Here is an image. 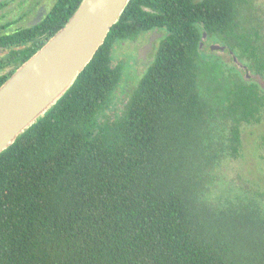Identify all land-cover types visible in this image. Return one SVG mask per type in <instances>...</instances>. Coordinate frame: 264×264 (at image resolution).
<instances>
[{
  "label": "trees",
  "instance_id": "trees-1",
  "mask_svg": "<svg viewBox=\"0 0 264 264\" xmlns=\"http://www.w3.org/2000/svg\"><path fill=\"white\" fill-rule=\"evenodd\" d=\"M80 1L55 2L13 71ZM257 12V0H129L70 88L0 153V264H264L259 193L214 190L242 127L262 119L264 90L245 77L264 78ZM152 31L151 59L99 125L121 80L113 45ZM204 32L231 61L202 50Z\"/></svg>",
  "mask_w": 264,
  "mask_h": 264
},
{
  "label": "water",
  "instance_id": "water-1",
  "mask_svg": "<svg viewBox=\"0 0 264 264\" xmlns=\"http://www.w3.org/2000/svg\"><path fill=\"white\" fill-rule=\"evenodd\" d=\"M128 1L81 0L66 23L0 85V153L35 125L70 88ZM161 36L152 31L147 43L139 48L138 58L146 61L154 40ZM210 48L224 51L225 46L213 44ZM261 78L257 80L264 87Z\"/></svg>",
  "mask_w": 264,
  "mask_h": 264
},
{
  "label": "rangeland",
  "instance_id": "rangeland-1",
  "mask_svg": "<svg viewBox=\"0 0 264 264\" xmlns=\"http://www.w3.org/2000/svg\"><path fill=\"white\" fill-rule=\"evenodd\" d=\"M264 4V0H258ZM152 32L142 33L133 39L115 42L110 53V64L118 67L121 80L110 99L98 116V124L108 126L121 108L122 98L136 82L145 65L151 59L153 48L146 55L147 60L138 58V50L144 46ZM159 37H156L154 43ZM203 48V45H202ZM226 61H231L227 52H218ZM239 66V64H237ZM240 67V66H239ZM241 68V67H240ZM250 74V72H248ZM247 79L250 75H246ZM258 77H256L257 79ZM264 81V78H261ZM258 82V80H257ZM264 83V82H263ZM259 86L264 90L260 84ZM218 181L215 183V194L224 199L229 196L238 202L245 196L250 197L259 193L257 198L264 209V109L259 123L244 125L241 129L240 152L236 158L221 159L220 170L217 172Z\"/></svg>",
  "mask_w": 264,
  "mask_h": 264
},
{
  "label": "flooded vegetation",
  "instance_id": "flooded-vegetation-1",
  "mask_svg": "<svg viewBox=\"0 0 264 264\" xmlns=\"http://www.w3.org/2000/svg\"><path fill=\"white\" fill-rule=\"evenodd\" d=\"M56 1L0 0V80L5 77L7 79L28 49L37 46L45 37V21L49 16H54L52 9ZM257 11V13H253L254 16H264V4L258 0ZM200 43H202L203 48L202 45L200 47L205 53L214 52L217 54L221 51L210 48L211 45L218 43L208 41L207 35L202 37ZM221 52L231 55L226 47ZM248 75L255 81L259 76L253 73H248Z\"/></svg>",
  "mask_w": 264,
  "mask_h": 264
}]
</instances>
